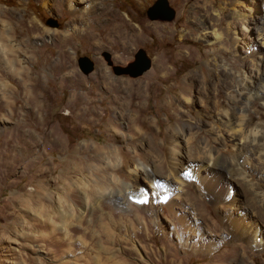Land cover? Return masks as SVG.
Here are the masks:
<instances>
[{
  "label": "rangeland",
  "instance_id": "374dc122",
  "mask_svg": "<svg viewBox=\"0 0 264 264\" xmlns=\"http://www.w3.org/2000/svg\"><path fill=\"white\" fill-rule=\"evenodd\" d=\"M154 1L99 0L96 9L81 17L83 29L71 30L60 46L57 35L72 26L73 18L62 0H0V33L6 26L13 37L10 44L4 41L12 53L9 48L0 52V264H264V244L252 246L226 218L228 212L246 208L257 218L264 243V182L258 178L259 194L254 195L233 172L238 207L233 210L228 201L221 203L202 190L206 182L193 187L191 178L179 205L150 200L122 208L104 197L92 201L95 208L85 203L97 175L110 179L114 174L105 167L107 156L96 158L92 148L117 149L121 160L134 150L146 158L139 136L132 137L138 127L145 141L153 138L145 149L150 153L164 155L165 134L181 129L189 138L181 150L197 157V144L205 142L215 155V145L220 146L213 137L219 132L228 136L216 125L215 102L225 106L228 92L215 69L223 63L233 72L247 69L248 50L264 51L254 41V29L264 22V0H165L172 18L151 19L147 8ZM233 1L250 21L248 34L242 21L232 20ZM114 17L122 19L125 33L135 29V41L119 37ZM219 18L224 20L221 28L215 26ZM205 28L220 40L206 41ZM139 48L149 58V68L137 76L115 73L134 60ZM80 56L92 61L87 74L78 68ZM248 114L254 123L264 124L260 104L250 105ZM215 162L222 165L221 158ZM255 163L257 175L264 172V158L262 165ZM116 177L121 185L110 184L114 190L128 184L147 188L150 195L147 182L133 174ZM186 206L196 210L201 223L193 234L181 218ZM100 218L114 232L111 242L97 227ZM90 220L94 225L85 228Z\"/></svg>",
  "mask_w": 264,
  "mask_h": 264
},
{
  "label": "bare ground",
  "instance_id": "6f19581e",
  "mask_svg": "<svg viewBox=\"0 0 264 264\" xmlns=\"http://www.w3.org/2000/svg\"><path fill=\"white\" fill-rule=\"evenodd\" d=\"M62 2H64L68 11L73 15V18L71 19L72 26L64 33L61 32L62 34L57 35V40L60 42V46H63L65 43H67V36L70 34L69 32L71 30L81 31L83 29L86 20L81 19V17L83 18V15H89L94 9H96L99 0H62ZM236 3L237 1H233L234 6L232 8V20L242 21L243 32L248 34V32L250 31L248 28V23H250V21H248L247 15L245 13L239 14L238 9H236L235 7ZM1 11L3 10L0 9V12ZM217 20L218 23L215 26H217V28H221L224 24V20L223 18H219ZM1 21L3 25H6V23H8V20ZM89 21L91 22V19H89ZM112 22L114 24L115 29L117 30V33H119V37L121 39H125L129 42L135 41L137 39L135 29L129 27L130 33H125L123 31L125 25L123 26L122 19H120L119 17H114ZM87 23H89L88 20ZM5 28L6 30H3L0 33V42L2 43L0 44L1 53H5L8 48L10 49V46L5 45L4 41L8 42L9 44L13 41V37L8 36L10 32L9 27L5 26ZM205 30L206 28L204 29V34L202 36L206 39V41L211 42L220 40L219 34H216V32L213 31L215 34L209 35L205 32ZM254 31L256 32L254 40L255 44L264 48V22L258 24ZM46 32L48 35L53 33L50 30H47ZM232 33L233 40L237 42V33L233 31ZM10 51L12 53L11 49ZM247 55L251 59V65L247 69L242 68L238 72H233L224 63L220 64V66H217V68L215 69V74L218 80L223 82L222 85L227 88L228 92L227 103L225 104V106H221V102L218 99L217 102H215V105L218 108L217 113L215 115L217 129H225L226 134L228 135L227 137H225L223 133L219 132L215 135V137H213L214 142L218 146H220L217 147L215 145V155L212 153V149L209 147V144L205 142L197 144L195 149V152L198 155L197 157H194L190 150L187 151L186 149V152L181 150V148L183 147V143H185V147L189 144V138L185 136V133H183L181 129H175L176 132L175 130H173L174 133L172 134H165V138L163 141L164 147L162 149L164 155H160L158 152H156L155 154L150 153V150L145 149H147L148 146L151 145L153 138L150 139L151 141L149 139L145 141L143 136L144 132L141 128L138 127L136 131L134 130L132 137L139 136L138 141L140 142L139 147L141 151H146L148 153V157L146 156V158H143L142 154L139 155L134 150L132 156L128 154H123V160H121L122 155L117 149H106L104 146H95L92 148L96 158H99L104 154L105 156H107V159L105 160L106 162H104L105 167L112 170L114 174L110 175V179L109 177L104 178V175H97L96 179H94L93 186L89 191L90 196L86 198L85 203L89 207H93V200L98 202L101 197H104L115 201L116 204L122 208L125 207L124 205H127L129 203H135L137 205H140L141 203L147 205L150 200L155 201L158 204L161 203L162 205L173 204L172 202H175L177 205H179L180 203H183L186 200L184 188H186L188 185H186L185 182H189L191 178L193 179V181H195V186L193 187H195L196 189H200V184L206 182L207 184H203L205 185V187H203L204 189L202 190L211 193L214 198L216 197L215 200L221 201V203L223 200L228 201L229 210H233V208H238L235 206L237 203V197L235 194V190L233 189V172H235L234 176L238 177L243 182V184L248 187L251 193H253L254 195L259 194L256 192L258 188V183L256 180L258 178L264 182V172L257 175V172L254 168L256 165L255 161L258 164H261L264 158V124L254 123L253 116H250L248 113L250 105L254 106L256 104H260V106L264 107V51L259 49V47H256L253 49H249ZM9 65L10 68H15V64L13 65L12 62ZM216 97H219V94H217ZM114 100L116 101L117 99L114 98ZM256 101H259L260 103L258 104L256 103ZM88 106L89 105L85 107L87 111L89 110ZM261 117L262 116L259 115V118ZM171 129H169L168 131H170ZM185 130L188 131L189 134L192 133L190 127L185 128ZM175 133H178V135H175ZM50 139L47 140L50 141V144L53 142L55 145H59L57 140L52 141ZM30 145H34V142H31ZM6 158L8 160L10 157ZM217 158L222 159V165L219 166L216 164L215 160ZM12 161H15V159H12ZM69 165H66V169L69 168ZM131 165H133V169L130 168ZM125 171L129 172L130 174H133L136 179L138 178L139 180H144L145 182H147L148 186L150 187V195H148L147 188L142 187L137 189L131 187V185L128 184H126L121 191L114 190V187L121 185V182H119L116 176L122 174V172ZM220 182H223V185H219ZM101 184L103 185V187ZM110 184L114 187L109 186ZM85 187L87 188V185ZM44 196L46 197V195ZM69 198L73 199L74 196H70ZM182 212H185L181 216L183 222L185 223L184 225H186L184 227L188 229L189 233L191 232L193 234V232H195L201 224L199 223V219L196 216L198 213L191 206H188L186 208V211L183 210ZM91 217H93V215ZM103 218H100L98 221H96V224L97 227L106 231V239L111 242V239H113L114 236V232L112 230H109L106 223H104ZM226 218L228 220L227 224L229 225V227L231 229H238L242 231L241 234L247 235L248 240L252 246L261 247L264 244L263 240L260 239L261 231L257 225V218L254 217L253 213H247L246 208H244L243 211H237L236 214L233 212H228ZM92 220L88 222V225L85 228H89L90 225H94L92 224ZM64 231L66 232V228L64 229ZM136 233L134 232V235ZM189 235L187 234V238L185 239L186 244L189 243Z\"/></svg>",
  "mask_w": 264,
  "mask_h": 264
},
{
  "label": "water",
  "instance_id": "95a60500",
  "mask_svg": "<svg viewBox=\"0 0 264 264\" xmlns=\"http://www.w3.org/2000/svg\"><path fill=\"white\" fill-rule=\"evenodd\" d=\"M147 14L151 19L157 16L162 19H171L173 16V12L167 6L165 0H155L152 5L147 8ZM105 57L108 60V54H105ZM133 57L134 60L130 64H128L127 67L117 68L115 73H126L130 76H137L149 68L150 60L145 55L143 49H137ZM77 65L80 71L84 74H87L92 70V61L86 56L78 57Z\"/></svg>",
  "mask_w": 264,
  "mask_h": 264
}]
</instances>
